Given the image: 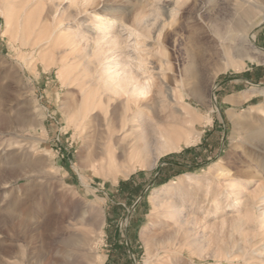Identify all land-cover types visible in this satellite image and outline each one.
<instances>
[{"label": "rangeland", "instance_id": "374dc122", "mask_svg": "<svg viewBox=\"0 0 264 264\" xmlns=\"http://www.w3.org/2000/svg\"><path fill=\"white\" fill-rule=\"evenodd\" d=\"M80 237L93 264H264V0H0V264Z\"/></svg>", "mask_w": 264, "mask_h": 264}, {"label": "bare ground", "instance_id": "6f19581e", "mask_svg": "<svg viewBox=\"0 0 264 264\" xmlns=\"http://www.w3.org/2000/svg\"><path fill=\"white\" fill-rule=\"evenodd\" d=\"M252 39H253V37L252 36H250V37H248V40H249V42L251 43V41H252ZM203 85V84H202ZM126 86H127V83H124L121 87H122V91H124L125 90V88H126ZM197 87H199V86H197ZM201 88V87H200ZM195 90H197L196 88H195ZM145 93H146V87L144 86V85H141V84H139V83H137L134 87H133V89H132V91H131V96H133V97H136V98H138V97H141L142 95H145ZM193 93H195V91L193 92ZM213 95V94H212ZM135 117V116H134ZM142 122V121H141ZM145 123V122H144ZM151 125L153 124V123H150ZM151 125H150V127H151ZM141 127H143L142 125H140ZM153 126H155V125H153ZM155 128H157V127H154L153 129H152V127L150 128V130H151V133H153V141H154V143L156 144V147L157 146H160V147H163V149L165 150V148H171V150H172V148L174 147V145L176 144V143H178L179 142V140H180V137H179V134L177 133H174V130H172V131H169V130H165V132H158V131H156L155 130ZM143 129V128H142ZM129 130L130 131H133V128L131 127V129L129 128ZM145 130V129H144ZM142 131V130H141ZM140 131V134H139V132H138V134H135V136H134V138H133V140L134 141H136L137 139H140V138H142V139H145V136L146 135H144V134H142V132ZM177 132V131H176ZM150 133V134H151ZM185 136V135H184ZM182 140V139H181ZM186 140V139H185ZM183 142V141H182ZM145 146V145H144ZM147 147V146H146ZM165 147V148H164ZM176 147V146H175ZM145 148V147H144ZM176 149V148H175ZM167 150H169V149H167ZM16 203L17 202H15V200H10L9 201V203H7V205L3 208V210H5L6 212L8 211L9 212V210L12 212V213H18L19 212V214H20V211L22 210V208H19L18 206V209H17V207H15V205H16ZM20 205V204H19ZM4 211V212H5ZM15 213V214H16ZM18 214V215H19ZM21 214L23 215V216H25V217H27L26 215H25V213H24V211L23 212H21ZM13 215V214H12ZM17 215V216H18ZM44 228V227H43ZM40 230H42V229H40ZM39 232V231H38ZM44 233V232H43ZM60 235V234H59ZM70 235V234H69ZM41 236V235H40ZM29 237H30V235L29 234H25L24 235V237L22 238L23 239V242H26V243H29V241H28V239H29ZM68 237V236H67ZM40 238V237H39ZM73 238V237H72ZM69 239V238H68ZM43 240H44V237H43ZM67 240V239H66ZM70 240V239H69ZM42 241V240H41ZM71 241H73V240H71ZM75 241H76V247L74 248V250L71 252V253H69V254H67V255H65V256H62V255H60L59 257L57 256V257H54V258H52V259H50V260H48L47 261V259H46V256H47V253H48V249H47V247H45L44 246V249H45V251L46 252H44V261L46 262L45 264H93L94 263V261H95V258L93 257L94 255H93V252H92V250H91V248L89 247V245H88V240H87V238L86 237H80L79 239H76L75 238ZM74 241V242H75ZM73 242V243H74ZM6 250V249H5ZM8 250V249H7ZM41 263V261H39V263L38 264H40Z\"/></svg>", "mask_w": 264, "mask_h": 264}]
</instances>
